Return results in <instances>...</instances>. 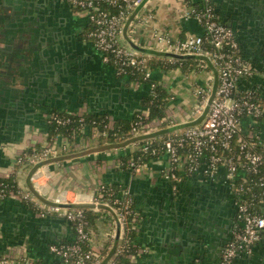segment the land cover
<instances>
[{"label":"crops","instance_id":"crops-1","mask_svg":"<svg viewBox=\"0 0 264 264\" xmlns=\"http://www.w3.org/2000/svg\"><path fill=\"white\" fill-rule=\"evenodd\" d=\"M173 1L179 8L178 22H166L171 16L169 4ZM199 1L148 0V7L152 11H161L164 17L161 20L154 17V20L135 25H149L156 33L158 27L154 22L158 21L157 24L165 25L164 32L171 39L169 31L175 37L201 33L203 26L194 17L184 15L192 3ZM214 3L223 21L236 23L243 54L256 69L257 76L243 81V85L258 86L262 82L264 86V0H214ZM1 15L40 17V21L49 23L52 37L44 40L42 45L39 42L34 44L28 41L29 34L25 33V36L18 37L21 40L12 42L16 49L19 47L18 57L0 54V82L10 88L8 98H0V102L7 99L4 102L6 107H0V178L11 177L19 189L31 193L33 201L51 202L61 198L67 203L84 206L90 205L103 183L117 191L128 189L141 214L135 240L147 248L138 256L137 264L176 263V254L169 249L173 243L166 235L169 219L175 211L189 218V225L185 221L182 224L191 226L197 232V239L203 232L206 241L204 263L218 264L227 241L241 224L236 195L229 187L224 171H219L214 178L199 173L185 175L177 187H172V182L161 171L167 156L161 161L149 160L147 167L140 172L121 163L131 153L130 147L125 146L130 135L112 142L102 137L107 130L85 125L71 135L50 136L51 124L47 115L53 110L103 114L107 117L108 128L113 127L118 119L131 118L135 111L145 108L142 97L149 94L150 83L136 82L130 75L118 74L113 64L105 62L88 33L91 27L88 16L67 1L0 0ZM135 25H126L120 40L127 48L149 55L150 61L167 58L176 62L193 56L175 55V52L167 51V45L156 48L151 39L143 42L141 36L146 29L143 26L138 29ZM1 46L2 43L0 49ZM36 48H44V58L52 72L37 75L35 81L39 85L36 90L41 89L34 93L31 91L30 66H26L29 60L23 57L26 50L32 53ZM159 61L152 66L153 77L169 91L170 100L165 116L155 117L149 123L150 134L158 136L165 135L173 127L184 128L199 122L203 117L189 118L191 111L184 109L183 97L172 92V87L180 81L195 92L197 86L208 82L213 71L217 74L210 65L200 67L193 56L186 63L187 70L181 62L175 65L181 71L170 83L166 75L174 65L164 68ZM65 66H72L75 70L64 73ZM192 74H196V78ZM251 125V121L246 122L245 130L252 127L264 132V119ZM47 142L54 143L56 148L47 160L38 163L18 161L19 154L29 146L41 147ZM262 200L260 208L264 210V198ZM97 234L99 242L102 235ZM72 237L73 229L66 219L56 214L41 216L33 203L22 197H0V255L7 257L6 264H22L23 257L39 264H60L49 245ZM197 247L202 248V245ZM192 249L193 245L189 248V255H193ZM232 264H264V234L251 252L241 254Z\"/></svg>","mask_w":264,"mask_h":264},{"label":"built area","instance_id":"built-area-1","mask_svg":"<svg viewBox=\"0 0 264 264\" xmlns=\"http://www.w3.org/2000/svg\"><path fill=\"white\" fill-rule=\"evenodd\" d=\"M61 1L86 13L91 25L88 33L95 47L101 51L105 62L114 65L118 74H137L134 81L149 79L151 90L155 87L158 82L151 79L153 68L149 55L127 48L120 40L126 25L145 23L155 17L148 0ZM184 15L194 17L203 31L176 39L157 31L155 37L166 39L168 52L193 55L200 67L210 65L217 73L213 71L206 84L195 88L198 101L189 118L203 117L184 128L173 127L165 135H151L152 119H147L149 108L145 107L137 112L125 144L131 152L137 150L141 154L131 155L121 163L140 172L148 164L144 154L158 161L167 156L161 171L172 182V187H177L185 175L199 173L214 178L219 171H224L236 195L241 224L227 241L218 264H232L241 254L251 252L264 234V210L260 208L264 195L256 197L251 191V197L247 196L252 187L264 189V132L252 127L245 130L246 122L257 125L264 119V86L262 82L258 86L243 85V81L257 76L256 69L244 56L236 30L220 19L214 0L192 3ZM68 113L59 115L51 111L47 115L48 122L69 123L75 113ZM77 115L81 124L74 133L85 127L84 114ZM30 148L31 152L26 149L19 154V162L45 161L56 151L52 142L41 147L33 144ZM10 195L32 202L41 216L56 214L69 222L73 237L49 245L60 264H137L138 256L147 250L135 240L141 214L128 189L117 191L103 183L89 206H66L67 201L61 198L51 202L33 201L30 192L22 191L13 181L0 179V197ZM86 207L96 213L95 225L91 224ZM102 222L108 229L99 242H94L92 240L98 237L97 226ZM22 260V264H39L31 258ZM6 263L7 257L0 255V264Z\"/></svg>","mask_w":264,"mask_h":264},{"label":"trees","instance_id":"trees-1","mask_svg":"<svg viewBox=\"0 0 264 264\" xmlns=\"http://www.w3.org/2000/svg\"><path fill=\"white\" fill-rule=\"evenodd\" d=\"M224 22H226V21H224ZM192 57H186L183 59H179V61L176 60V62H171L167 58H165V60H162V61H159V59L153 58L150 61V57H149V63L151 64V66H153L154 63L159 61V64H161L162 67L165 68V67H169L171 65H174V66L178 65V62H181L183 68L185 70H187L189 67L187 68L186 63H188V60L190 62V59ZM130 78L133 80H136L137 74L130 75ZM151 79L157 81V79L154 77H152ZM141 80H142V82H148L149 83V79L144 80L143 78H141ZM169 100H170L169 91L163 86L162 83L158 82L152 90L150 89V92L148 95L142 97V105L149 108V116L147 119L151 120L155 117L161 118V117L165 116L166 107L168 105ZM139 111L140 110L135 111L131 118H121V119L116 120L114 126L111 128H108L106 126L107 117H106V115H103V114L99 115V114H94L91 112L84 113V117H85L84 123H85V125H88V126L96 125L101 130H107V134L103 135L102 137L109 138L110 141L115 142L116 140L125 139V137H128L130 135L129 132L131 129V124L134 120L137 119V112H139ZM52 112L59 113V115L69 114L68 112L61 111V110H53ZM71 116L73 117V119L69 123L58 124L57 121H52L50 123L51 124L50 136L53 137V136L58 135V134H63V135L74 134V131L77 129L78 126H80L81 120L77 114H73ZM28 151L31 152V148H28ZM139 154H141V152L135 150V152L129 153L128 157H130L131 155L137 157V155H139ZM143 157H144V160H146V161L153 159V156H151L150 154H147V153L144 154ZM0 179L7 181V182L9 181L10 183H12L11 177L0 178ZM251 191L255 192L256 197L264 195V189L262 187H258V186L252 187L250 191H247L248 197H251L250 196L252 193ZM86 209H87L88 216L91 220V224L95 225L96 213L94 211L90 210L89 207H86Z\"/></svg>","mask_w":264,"mask_h":264},{"label":"water","instance_id":"water-1","mask_svg":"<svg viewBox=\"0 0 264 264\" xmlns=\"http://www.w3.org/2000/svg\"><path fill=\"white\" fill-rule=\"evenodd\" d=\"M231 25L233 26V28L237 32L238 28H237L236 23L233 22ZM30 50H32V49H30ZM26 51H27V53H26V55H24L23 58L29 60V65L27 64L26 66L27 67L30 66L28 69H30L29 73H31V77L33 78V80H31V82H33L32 83L33 89H31V91L36 93L37 90H39L41 88L36 90V88L38 87L39 84L35 81L36 80L35 78L37 77L38 74L46 75V72H48L50 74L52 72V69L46 63L48 60L45 59L44 57H42V61H39V55L41 54L39 49L36 48L35 51L32 53H30L29 50H26ZM174 54L175 55H181V56H187V55L178 54V53H174ZM38 61L42 65L39 64V66H38L37 65ZM73 70H75V69H73L72 66H69V67L65 66L62 69V71H64V73H68V72H71ZM55 75L57 76V74H55ZM45 78H47V76H45ZM40 86H41V84H40ZM27 90H28V88H27ZM11 92L14 93L13 91H11ZM66 206H72V204L67 203ZM187 220H189V218L182 215V213L175 211L173 216L169 219V226L166 229L167 230L166 235L169 237V239L173 243V245L171 247L172 249L171 248H169V249L172 251L173 254H176V258H175L176 263L175 264H205L204 262H206V257L204 256L203 246L206 245V241H205V238L203 237V232H202V237L198 236L199 237L198 238L199 240H198L197 239V232H195V230H193L191 226L187 227L186 225L182 224V222L185 221V223L187 222V225H189ZM199 235H200V233H199ZM59 241H61V240H59ZM195 242L197 243L196 245H195ZM192 245L194 246V249H192L193 255H189L188 251H189V248L190 249L192 248ZM199 245H202V248L201 247L195 248L196 246H199Z\"/></svg>","mask_w":264,"mask_h":264},{"label":"flooded vegetation","instance_id":"flooded-vegetation-1","mask_svg":"<svg viewBox=\"0 0 264 264\" xmlns=\"http://www.w3.org/2000/svg\"><path fill=\"white\" fill-rule=\"evenodd\" d=\"M27 16V15H26ZM27 17H18L17 15H10V16H0V43H2L0 54L1 52L4 55H9L10 57H18L17 55L20 53L17 51L15 45L12 43L13 40L19 41L22 38V34L25 36V33L29 34L28 41L30 43L42 45L44 40L48 39L51 35L48 30L49 23L40 21V17L36 18H29ZM11 21V22H10ZM43 22V23H42ZM52 37V36H51ZM18 38V39H16ZM6 45V46H5ZM41 54L39 55V60L42 61V57H44V48L40 50ZM1 57V56H0ZM1 62V61H0ZM0 98L7 97L8 98V90L10 89L8 86H5L0 82ZM4 99V101H3ZM0 102V107H6L5 98H3ZM5 102V103H4ZM10 102V101H9ZM9 109V107H7Z\"/></svg>","mask_w":264,"mask_h":264},{"label":"rangeland","instance_id":"rangeland-1","mask_svg":"<svg viewBox=\"0 0 264 264\" xmlns=\"http://www.w3.org/2000/svg\"><path fill=\"white\" fill-rule=\"evenodd\" d=\"M169 8H171V16L170 18H166V22L167 21H174V22H178V14H179V8L177 7V3L175 1L171 2L169 4ZM154 13V16L157 17V19H162V17H164V14L161 13V11H153ZM152 20V19H151ZM154 20V19H153ZM158 22V21H157ZM157 22H154L156 23L157 25V29L160 33L164 32L166 28H164L165 25H160V24H157ZM162 23V22H161ZM143 27H145L146 29V32L144 30V33L142 34L141 38L143 39V42H146L151 39L152 40V43H153V46L156 47V48H159L161 47L162 45L165 46V45H168L167 44V41L166 39H157L155 37V31L152 30L150 28L149 25H146V24H136L135 27L138 28V29H141ZM173 27V26H171ZM171 37L173 39H176L177 37H175V35L172 34L171 31H169ZM179 70V71H178ZM195 70V69H194ZM181 70L178 69V67H175V66H171L170 67V71L169 73L166 75L168 78H169V81L170 83L173 82L174 78L176 77L177 73L180 72ZM195 72V71H193ZM193 78H196V74H192ZM202 76H205L206 73H201ZM173 90L172 92H174L175 94H177L178 96H181L183 97V107L185 110H190L192 112V110L194 109V105L195 103L198 101V97H197V94L195 92H193V89L192 88H187L186 86H184L183 83H181L180 81H178L173 87ZM32 146V145H31ZM29 146V148L31 147ZM26 150V149H25ZM23 163V162H21ZM96 229V228H95ZM108 229V226L106 223L102 222L100 224H98L97 226V231L96 232H99L101 235H104L105 234V231ZM92 241L96 242V238L93 239Z\"/></svg>","mask_w":264,"mask_h":264}]
</instances>
